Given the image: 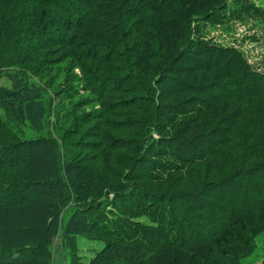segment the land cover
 I'll list each match as a JSON object with an SVG mask.
<instances>
[{
    "label": "trees",
    "instance_id": "obj_1",
    "mask_svg": "<svg viewBox=\"0 0 264 264\" xmlns=\"http://www.w3.org/2000/svg\"><path fill=\"white\" fill-rule=\"evenodd\" d=\"M252 1L0 0V264L84 236L104 243L87 264H242L264 233V72L197 32Z\"/></svg>",
    "mask_w": 264,
    "mask_h": 264
},
{
    "label": "rangeland",
    "instance_id": "obj_2",
    "mask_svg": "<svg viewBox=\"0 0 264 264\" xmlns=\"http://www.w3.org/2000/svg\"><path fill=\"white\" fill-rule=\"evenodd\" d=\"M253 5L250 11L251 18H246L242 6L235 7L229 4V8L224 11L226 18L229 21L215 27V29H209L210 25L204 26L199 24L197 33L206 37L211 36L216 44L235 48H239L243 53L247 62L251 65L253 70L263 73L264 72V0H253ZM223 13V12H222ZM244 18V19H240ZM197 26V25H195ZM196 28V27H195ZM197 30V28H196ZM213 30V31H212ZM11 76H19L16 73H12ZM9 82L5 78L0 81V85H7ZM25 129V128H23ZM17 131V130H16ZM31 137H36V134L32 130H26ZM17 134L20 132L17 131ZM28 137V134H25ZM24 136V137H25ZM73 210L67 209L62 217L61 224L65 223ZM89 236L77 237V246L75 247V255L71 253L67 247H65V241H61V238L54 239L53 244L50 246V259L51 264H70L73 256L80 260L81 264H87L98 251H100L104 243L88 239ZM255 245L253 251L244 259L242 264H264V233H260L255 237ZM73 246V245H72Z\"/></svg>",
    "mask_w": 264,
    "mask_h": 264
}]
</instances>
